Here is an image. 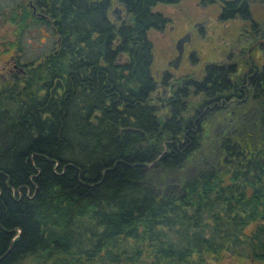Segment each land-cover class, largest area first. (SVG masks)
Instances as JSON below:
<instances>
[{
  "label": "trees",
  "instance_id": "obj_1",
  "mask_svg": "<svg viewBox=\"0 0 264 264\" xmlns=\"http://www.w3.org/2000/svg\"><path fill=\"white\" fill-rule=\"evenodd\" d=\"M174 1L0 0V264H264V100L233 121L202 89L157 100Z\"/></svg>",
  "mask_w": 264,
  "mask_h": 264
},
{
  "label": "flooded vegetation",
  "instance_id": "obj_2",
  "mask_svg": "<svg viewBox=\"0 0 264 264\" xmlns=\"http://www.w3.org/2000/svg\"><path fill=\"white\" fill-rule=\"evenodd\" d=\"M179 2L162 4L170 6ZM195 5L202 11L200 16L192 14L191 18L199 22L180 35L189 36V41L183 45L177 66L168 64L176 70L185 59L190 67L179 75L164 69L156 85L157 100L174 96L183 86L182 91L187 94L202 89L205 96L202 113L212 111L216 116L219 112L224 120L233 121L240 117V108L264 100V0H196ZM211 6L216 7L213 17L205 11ZM155 11L166 20L161 29L155 30H164L168 22H176ZM206 20L220 25L222 32L207 34L203 28ZM191 36H219L222 44L214 49L216 56L207 58L196 48H190Z\"/></svg>",
  "mask_w": 264,
  "mask_h": 264
},
{
  "label": "rangeland",
  "instance_id": "obj_3",
  "mask_svg": "<svg viewBox=\"0 0 264 264\" xmlns=\"http://www.w3.org/2000/svg\"><path fill=\"white\" fill-rule=\"evenodd\" d=\"M196 0H180L179 3L166 4L159 3L154 6V10L161 11L164 15L170 19H176V22H168L164 30L150 29L148 31V37L153 43V53H154V64L153 72L156 80L159 82L161 78V72L164 69L170 70V72L179 75L183 74L188 67V62H180L178 69L174 70L168 66V62L176 56L177 52L175 49L176 41L182 37L180 36L185 32V29L190 28L199 20H194L191 18L192 14L194 17L200 16L201 8L196 7ZM216 7H208L206 11L207 16L213 17L214 12H216ZM209 13V14H208ZM191 14V15H190ZM208 21H203L207 23ZM207 34L210 33H221L220 25L211 21L203 26ZM12 27L8 24L0 26V73L6 74L8 67H11L9 62L10 53H6L4 49L8 48V41L13 40ZM204 33V32H203ZM45 30L42 32L37 27H31V29L23 36L22 46L25 52V56H32L41 51L45 50L48 43L41 44L40 38L44 36ZM220 37L218 36H191L190 48H196L197 51L207 58H213L216 56V51L218 46L221 45ZM9 62V63H8ZM22 264H30L25 262ZM218 264H232L231 257H226L222 262Z\"/></svg>",
  "mask_w": 264,
  "mask_h": 264
},
{
  "label": "water",
  "instance_id": "obj_4",
  "mask_svg": "<svg viewBox=\"0 0 264 264\" xmlns=\"http://www.w3.org/2000/svg\"><path fill=\"white\" fill-rule=\"evenodd\" d=\"M185 41H189V36H182L176 41L175 48H176L178 54H177V56L173 62L168 63L169 65H172L174 67L177 66V64H178V62L182 56L183 45H184Z\"/></svg>",
  "mask_w": 264,
  "mask_h": 264
}]
</instances>
